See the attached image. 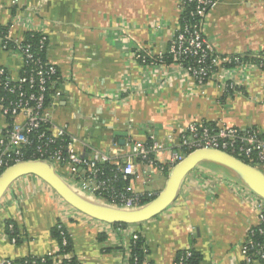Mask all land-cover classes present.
<instances>
[{"label":"crops","instance_id":"0c3cea01","mask_svg":"<svg viewBox=\"0 0 264 264\" xmlns=\"http://www.w3.org/2000/svg\"><path fill=\"white\" fill-rule=\"evenodd\" d=\"M182 2L0 0V25L10 24L8 37L15 42L28 33L47 37V57L59 69L62 90L50 106L51 118L68 125L84 156L100 150L120 161L129 140L144 141L151 134L173 151L180 129L191 122L257 128L264 134V0L217 1L203 33L218 53L243 55L246 64L203 84L174 58L156 59L168 52L180 28ZM139 53L156 61L144 63ZM0 66L13 77L22 67L19 53L4 49L1 36ZM230 81L237 87L226 96ZM6 123L0 112V135ZM142 169L138 164L131 191L157 195L171 168L155 171L152 180ZM252 194L225 167L205 162L187 176L167 210L140 224L116 226L80 213L41 178L27 175L0 202V260L56 253L53 229L61 222L79 264H132L134 233L147 246L151 264H174L187 248L199 253V264H245L241 246L257 219ZM9 221L19 241H12Z\"/></svg>","mask_w":264,"mask_h":264},{"label":"built area","instance_id":"2783aa9c","mask_svg":"<svg viewBox=\"0 0 264 264\" xmlns=\"http://www.w3.org/2000/svg\"><path fill=\"white\" fill-rule=\"evenodd\" d=\"M196 4V15L200 22L192 29L182 27L175 33L167 53L184 67L190 76L200 84L206 83L214 74L232 70L246 64L243 55L218 53L203 33L205 20L218 0H188ZM184 0L182 2L183 10ZM40 50L48 49V39L38 34ZM10 39V38H9ZM15 42L21 57V70L17 77L0 66V112L6 125L0 135V173L9 166L24 160H46L57 171L83 193L108 202L105 195L113 199L111 204L132 209L141 206L140 194L128 190L131 195L116 191L121 179L128 181L137 173V165H143L142 173L152 180L155 171L171 169L190 152L200 148H217L244 161L255 162V167H264V134L257 128H240L223 123L191 122L179 131L178 149L171 147L155 134L144 141L129 140L127 155L120 161L108 152L96 150L91 156H84L75 147V141L68 125L51 118L50 106L62 95L58 83V67L48 57L43 58L32 50L31 42ZM25 42V43H24ZM6 49L5 45H2ZM13 51V50H12ZM165 53L159 52L157 60L163 61ZM144 63L152 61L141 53L137 55ZM234 82H226L225 91L235 90ZM169 151L167 159L162 156ZM247 162V161H246ZM256 200V222L249 228L241 251L245 264H264V199L252 194ZM63 227V223H58ZM8 228L13 232L14 224ZM139 233H134L135 244ZM12 241L16 237L12 236ZM66 244V242H64ZM58 252V251H57ZM51 254L54 264L61 256ZM192 249L187 248L177 256L174 264H190ZM43 257V256H42ZM132 264H151L144 258L139 262L131 256ZM14 259L0 260V264H11ZM44 260V259H43ZM35 264V262L33 263Z\"/></svg>","mask_w":264,"mask_h":264},{"label":"water","instance_id":"95a60500","mask_svg":"<svg viewBox=\"0 0 264 264\" xmlns=\"http://www.w3.org/2000/svg\"><path fill=\"white\" fill-rule=\"evenodd\" d=\"M205 162L225 167L254 194L264 199L262 169L221 149L200 148L190 152L171 169L162 191L148 203L136 208L116 206L81 192L59 174L51 162L39 159L20 161L0 173V202L18 179L35 175L45 181L67 204L88 217L112 225H136L167 210L176 201L187 176Z\"/></svg>","mask_w":264,"mask_h":264},{"label":"trees","instance_id":"16d2710c","mask_svg":"<svg viewBox=\"0 0 264 264\" xmlns=\"http://www.w3.org/2000/svg\"><path fill=\"white\" fill-rule=\"evenodd\" d=\"M196 4L193 2H189L188 0H184V5H183V11L180 17V27L185 28L189 27L192 29L197 23L200 22V17L196 15ZM10 24L6 26H1L0 25V36L2 39V45L6 46V50L12 51L14 49H17V44L15 41L9 39L8 37V30H9ZM38 33H28L26 36V41L25 42H31L32 43V50L35 52L37 55L46 58L47 57V51L45 50H40L38 47ZM24 42V43H25ZM173 56L170 55L169 53H166L164 56L165 61H171L173 60ZM246 61V59H245ZM234 90L229 89L225 91V95L228 96L232 94ZM247 163L255 166V162L246 159ZM128 181H125L121 179L118 184H116V191H120L126 194L131 195L132 192L128 190ZM106 198L108 199L107 201L109 203H112L113 199L111 198L110 195H105ZM154 196H149V195H141L140 196V203L141 205L148 203L151 201ZM11 222H8V225ZM116 226H126L125 224H115ZM8 233L10 236H15L17 238L16 241H19L20 237L18 235V229L14 225V231L12 232L8 228ZM53 235L57 238L58 244H59V249H58V254L61 256V258L58 260L56 264H79L77 261L76 257L74 256L73 253V245H72V238L70 236V233L66 229V227L63 225V227H59L58 224L54 227L53 229ZM66 242V244H64ZM131 253L133 256H137L139 259V262H142L144 258H146V255H148V249L147 246L145 245L143 239L141 236H139L138 240L136 241L135 244L132 243L131 245ZM183 253V250L179 252L178 255ZM44 259V260H43ZM200 255L198 252L192 249V256L189 258V263L190 264H199L200 263ZM54 264V259L52 255H45V256H35V255H29L20 259H15L11 261V264ZM133 263V260L131 261Z\"/></svg>","mask_w":264,"mask_h":264},{"label":"rangeland","instance_id":"374dc122","mask_svg":"<svg viewBox=\"0 0 264 264\" xmlns=\"http://www.w3.org/2000/svg\"><path fill=\"white\" fill-rule=\"evenodd\" d=\"M262 169L264 170V167H262ZM81 194V193H80Z\"/></svg>","mask_w":264,"mask_h":264}]
</instances>
